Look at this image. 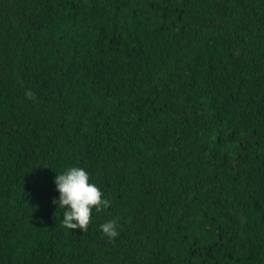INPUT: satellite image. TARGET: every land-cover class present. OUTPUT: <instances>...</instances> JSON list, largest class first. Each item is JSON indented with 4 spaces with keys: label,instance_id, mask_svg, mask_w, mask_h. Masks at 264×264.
Segmentation results:
<instances>
[{
    "label": "trees",
    "instance_id": "trees-1",
    "mask_svg": "<svg viewBox=\"0 0 264 264\" xmlns=\"http://www.w3.org/2000/svg\"><path fill=\"white\" fill-rule=\"evenodd\" d=\"M0 264H264V0H0Z\"/></svg>",
    "mask_w": 264,
    "mask_h": 264
},
{
    "label": "clouds",
    "instance_id": "clouds-1",
    "mask_svg": "<svg viewBox=\"0 0 264 264\" xmlns=\"http://www.w3.org/2000/svg\"><path fill=\"white\" fill-rule=\"evenodd\" d=\"M28 97L34 94L29 90ZM58 198H53V205L63 209L62 224L69 230L80 229L83 232L92 218L93 208L102 211L111 205V201L103 197L101 189L90 182V173L83 167L71 166L54 177ZM102 233L110 239L118 236V224L115 219L99 225Z\"/></svg>",
    "mask_w": 264,
    "mask_h": 264
}]
</instances>
